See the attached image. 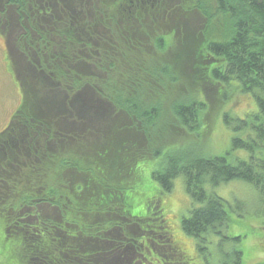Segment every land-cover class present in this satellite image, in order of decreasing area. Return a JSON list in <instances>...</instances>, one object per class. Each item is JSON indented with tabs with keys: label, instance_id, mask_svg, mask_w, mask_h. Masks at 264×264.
<instances>
[{
	"label": "trees",
	"instance_id": "obj_1",
	"mask_svg": "<svg viewBox=\"0 0 264 264\" xmlns=\"http://www.w3.org/2000/svg\"><path fill=\"white\" fill-rule=\"evenodd\" d=\"M0 32L23 88L0 131V264H193L162 197L126 211L144 160H162L164 192L182 178L181 225L201 251L228 227L219 187L244 181L264 201V0H0ZM235 89L259 111L233 116ZM220 116L230 150L184 143Z\"/></svg>",
	"mask_w": 264,
	"mask_h": 264
},
{
	"label": "rangeland",
	"instance_id": "obj_2",
	"mask_svg": "<svg viewBox=\"0 0 264 264\" xmlns=\"http://www.w3.org/2000/svg\"><path fill=\"white\" fill-rule=\"evenodd\" d=\"M148 20H151V18ZM190 24L194 27L195 32H198V19L197 21L191 19ZM1 32L4 33L6 30L4 32L1 30ZM1 32L0 131L10 124L13 115L23 102V88L18 80L19 77L15 67L10 61L13 56L12 51H14L11 48L13 45L10 43L13 38L8 35L5 37ZM115 37L120 38V40L123 39L119 31L116 32ZM259 92L264 97V91ZM233 93L235 95H245V93L239 94L242 92L238 89L233 90ZM226 100H228L229 104L233 102L230 98ZM234 101V106H231L234 110H230L233 116L241 117L238 116V112L242 115L246 111L243 114L245 116L247 113L256 112L260 109L257 101L250 93L243 98L236 97ZM228 102L222 112L226 111V106L229 105ZM209 130V138H204L200 134L198 141L192 140V142L184 143L192 145L197 153L205 157L211 155L220 156V153H226V151L231 149L233 131L223 122L222 116L216 118L214 125ZM117 139L119 140L118 136ZM259 150V158L264 159V148ZM240 154L247 156V152L244 150L232 152L234 157ZM230 160L232 162V158ZM161 161L158 159L144 160L141 162V164H145L143 169L139 163V182L137 187H135L137 192L131 194L129 200H127V203H131V205L125 210L131 215L145 217L148 212V203H152L153 199L158 196L162 197L161 202L165 206L163 217L169 222L170 226L168 231L170 234L172 233L175 242L182 244L186 248L193 264H228L233 259L235 251L242 252L243 264H264V201L261 192L256 190L251 184L239 180L231 181L219 187L217 193L232 205V208L228 209V227L224 230L222 236L217 234L208 235L207 250L201 251L198 240L187 235L181 225L182 219L190 206L189 198L185 191L182 190L183 187L180 184H183L182 178H178L174 182L176 189L169 193L164 192L160 188V184L152 177V173L159 167L160 163H162ZM150 225L153 226V224ZM2 227L3 221L0 219V240L3 236V233H1ZM11 245L13 244L11 243ZM1 246L2 244L0 243V249ZM3 250H0V257ZM143 251L147 252L145 249Z\"/></svg>",
	"mask_w": 264,
	"mask_h": 264
}]
</instances>
